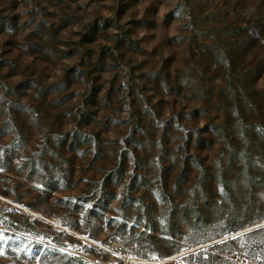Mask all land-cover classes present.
<instances>
[{
	"label": "rangeland",
	"instance_id": "374dc122",
	"mask_svg": "<svg viewBox=\"0 0 264 264\" xmlns=\"http://www.w3.org/2000/svg\"><path fill=\"white\" fill-rule=\"evenodd\" d=\"M193 247L264 264V0H0V264Z\"/></svg>",
	"mask_w": 264,
	"mask_h": 264
},
{
	"label": "built area",
	"instance_id": "2783aa9c",
	"mask_svg": "<svg viewBox=\"0 0 264 264\" xmlns=\"http://www.w3.org/2000/svg\"><path fill=\"white\" fill-rule=\"evenodd\" d=\"M211 245H207L204 248H207ZM196 247H193L189 250H186L184 252L181 253H177L174 255H171L169 257H165V258H160V259H156V260H151V261H141L140 263L134 262L135 264H168L170 262L173 261H177V264H197V253H199L201 250H203L204 248H202L201 250H195V251H190L195 249ZM187 252V253H185ZM184 253V254H183ZM186 258V260H184ZM244 252L243 250H240L236 253L235 257H234V264H244Z\"/></svg>",
	"mask_w": 264,
	"mask_h": 264
},
{
	"label": "bare ground",
	"instance_id": "6f19581e",
	"mask_svg": "<svg viewBox=\"0 0 264 264\" xmlns=\"http://www.w3.org/2000/svg\"><path fill=\"white\" fill-rule=\"evenodd\" d=\"M198 247V246H197ZM104 250H106V252H109V253H112V254H114L113 252H111L110 250H107V249H105L104 248ZM195 250H201V249H193V250H190V251H195ZM185 253H187V252H185ZM184 254V253H183ZM123 258H128V260H132V261H134V262H137V263H140V261H138V260H135V259H131V258H129V257H124V256H122ZM121 257V258H122Z\"/></svg>",
	"mask_w": 264,
	"mask_h": 264
},
{
	"label": "water",
	"instance_id": "95a60500",
	"mask_svg": "<svg viewBox=\"0 0 264 264\" xmlns=\"http://www.w3.org/2000/svg\"><path fill=\"white\" fill-rule=\"evenodd\" d=\"M123 258V257H122ZM125 259V258H124Z\"/></svg>",
	"mask_w": 264,
	"mask_h": 264
}]
</instances>
